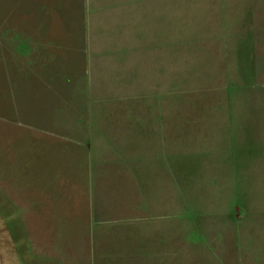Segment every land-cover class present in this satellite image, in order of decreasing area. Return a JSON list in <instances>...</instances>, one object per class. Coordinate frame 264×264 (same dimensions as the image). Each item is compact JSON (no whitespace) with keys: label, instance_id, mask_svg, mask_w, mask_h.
Wrapping results in <instances>:
<instances>
[{"label":"rangeland","instance_id":"rangeland-1","mask_svg":"<svg viewBox=\"0 0 264 264\" xmlns=\"http://www.w3.org/2000/svg\"><path fill=\"white\" fill-rule=\"evenodd\" d=\"M180 12L186 23L176 34L168 30V38L176 40L183 60L176 86L184 92L168 104L177 101L198 110L212 105L214 126L235 128L228 141H217L222 136L209 125L206 141L183 136L181 149L193 158L184 161L179 174L166 177L167 213L182 214L184 239L194 244L180 246L179 255L199 251L200 256L210 242L216 245L215 262L264 264V0H181ZM66 52L77 56L73 47ZM192 62L195 68L189 69ZM12 68L13 63L2 65L0 84L13 103ZM82 111L85 121L93 118L86 101ZM185 112L206 118L200 111ZM143 114L137 111L135 117ZM13 120L0 117V264H140L136 259L145 254H135L127 236L100 238L93 213L102 197L107 203H116L110 198L119 201V209L109 210L120 219L158 214V208L149 212L141 206L148 202L142 186L132 185L115 163L114 176L97 185L93 160L83 172H73L59 144H51L53 138L21 129ZM103 146L108 151L112 147L106 142ZM152 177L156 185L149 188L151 196L159 192V176ZM206 216L214 218L209 232L210 237L214 232L215 241L208 236L204 244L190 232L197 230L193 221ZM198 225L199 233L208 231L202 222ZM114 226L125 230L126 223ZM146 258L149 263L169 259L149 254ZM184 262L190 264V259Z\"/></svg>","mask_w":264,"mask_h":264},{"label":"crops","instance_id":"crops-1","mask_svg":"<svg viewBox=\"0 0 264 264\" xmlns=\"http://www.w3.org/2000/svg\"><path fill=\"white\" fill-rule=\"evenodd\" d=\"M180 8L181 0H0V72L4 63H13L14 71L13 103L0 84V117L14 118L15 126L53 138L51 144H59L73 172H83L93 160L97 185L114 176L115 163L132 185L142 186L148 202L141 206L148 211L158 208V214L120 219L109 210L119 209V201L110 198L116 203H107L102 197L93 213L100 238L127 236V246L135 254H145L136 259L140 264H184V258L190 264H228L214 261L216 245L210 242L200 256L199 251L179 255L180 246L194 244L184 239L182 214L167 213L166 177L179 174L184 161L193 158L181 149L183 136L206 141L209 125L222 136L217 141H228L235 128H216L212 105L198 110L177 101L168 104L184 92L176 86L183 60L176 40L168 38V30L176 34L186 23ZM70 47L76 57L66 52ZM188 68H195L193 62ZM85 101L91 105L90 121L81 112ZM137 111L143 117L136 118ZM185 111H200L206 118L199 120L198 113L190 116ZM186 127L191 130L183 133ZM104 142L111 144L109 151ZM50 156L53 159L54 153ZM104 160H109L107 165ZM156 175L159 192L151 196ZM202 218L193 221L197 230L190 237H201L207 244L214 218ZM122 222L125 230L114 226ZM200 222L208 231L199 233ZM147 254L170 260L149 263Z\"/></svg>","mask_w":264,"mask_h":264}]
</instances>
